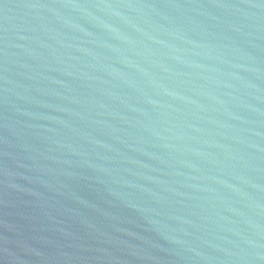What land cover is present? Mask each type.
<instances>
[{"label": "water", "instance_id": "water-1", "mask_svg": "<svg viewBox=\"0 0 264 264\" xmlns=\"http://www.w3.org/2000/svg\"><path fill=\"white\" fill-rule=\"evenodd\" d=\"M0 264H264V0H0Z\"/></svg>", "mask_w": 264, "mask_h": 264}]
</instances>
